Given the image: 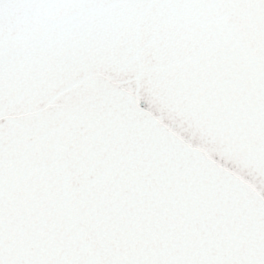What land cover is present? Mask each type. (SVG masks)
Returning a JSON list of instances; mask_svg holds the SVG:
<instances>
[{"label":"snow or ice","instance_id":"snow-or-ice-1","mask_svg":"<svg viewBox=\"0 0 264 264\" xmlns=\"http://www.w3.org/2000/svg\"><path fill=\"white\" fill-rule=\"evenodd\" d=\"M0 264H264V0H0Z\"/></svg>","mask_w":264,"mask_h":264}]
</instances>
